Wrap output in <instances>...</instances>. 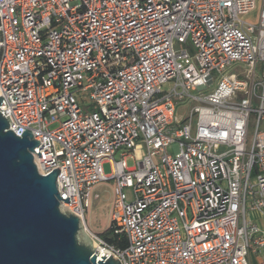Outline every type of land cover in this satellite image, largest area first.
<instances>
[{
    "label": "built area",
    "instance_id": "1",
    "mask_svg": "<svg viewBox=\"0 0 264 264\" xmlns=\"http://www.w3.org/2000/svg\"><path fill=\"white\" fill-rule=\"evenodd\" d=\"M0 97L63 210L114 181L101 257L264 264V0H0Z\"/></svg>",
    "mask_w": 264,
    "mask_h": 264
},
{
    "label": "water",
    "instance_id": "2",
    "mask_svg": "<svg viewBox=\"0 0 264 264\" xmlns=\"http://www.w3.org/2000/svg\"><path fill=\"white\" fill-rule=\"evenodd\" d=\"M9 127L0 112V264H121L99 259L81 219L62 209L60 169L44 176L34 161L40 141Z\"/></svg>",
    "mask_w": 264,
    "mask_h": 264
},
{
    "label": "rangeland",
    "instance_id": "3",
    "mask_svg": "<svg viewBox=\"0 0 264 264\" xmlns=\"http://www.w3.org/2000/svg\"><path fill=\"white\" fill-rule=\"evenodd\" d=\"M260 6L251 13L242 16V20L252 24L258 25L260 19ZM54 126L53 128H55ZM172 152V149H169ZM121 154H117L116 159H120ZM128 166L130 168L135 166V162L132 159H128ZM104 170L107 175L111 173V165L109 163L104 165ZM114 181H105L94 187L90 206L85 214L86 227L90 233L98 234L109 228L112 223V213L114 207ZM130 197V192H127ZM263 257L262 253L257 257L250 258L251 264H256L257 260Z\"/></svg>",
    "mask_w": 264,
    "mask_h": 264
},
{
    "label": "trees",
    "instance_id": "4",
    "mask_svg": "<svg viewBox=\"0 0 264 264\" xmlns=\"http://www.w3.org/2000/svg\"><path fill=\"white\" fill-rule=\"evenodd\" d=\"M99 237L103 239L109 245L116 246L118 248H124L127 245L126 239L123 236L115 233L113 222L102 233H98Z\"/></svg>",
    "mask_w": 264,
    "mask_h": 264
},
{
    "label": "bare ground",
    "instance_id": "5",
    "mask_svg": "<svg viewBox=\"0 0 264 264\" xmlns=\"http://www.w3.org/2000/svg\"><path fill=\"white\" fill-rule=\"evenodd\" d=\"M84 226H85V229L88 230L87 227H86V224H85ZM87 232H88V231H87ZM93 245H94V247H97L96 244H93ZM103 253H105L103 250L98 249L97 254H98L99 257H101Z\"/></svg>",
    "mask_w": 264,
    "mask_h": 264
},
{
    "label": "crops",
    "instance_id": "6",
    "mask_svg": "<svg viewBox=\"0 0 264 264\" xmlns=\"http://www.w3.org/2000/svg\"><path fill=\"white\" fill-rule=\"evenodd\" d=\"M253 218H255V219H259L260 217H259V215H257V214H253Z\"/></svg>",
    "mask_w": 264,
    "mask_h": 264
}]
</instances>
